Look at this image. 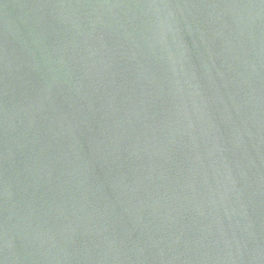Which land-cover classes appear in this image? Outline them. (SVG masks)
Returning a JSON list of instances; mask_svg holds the SVG:
<instances>
[{"label": "water", "instance_id": "obj_1", "mask_svg": "<svg viewBox=\"0 0 264 264\" xmlns=\"http://www.w3.org/2000/svg\"><path fill=\"white\" fill-rule=\"evenodd\" d=\"M0 264H264V0H0Z\"/></svg>", "mask_w": 264, "mask_h": 264}]
</instances>
